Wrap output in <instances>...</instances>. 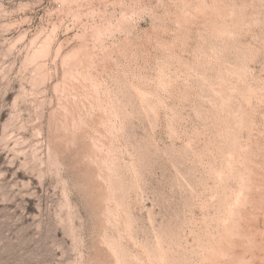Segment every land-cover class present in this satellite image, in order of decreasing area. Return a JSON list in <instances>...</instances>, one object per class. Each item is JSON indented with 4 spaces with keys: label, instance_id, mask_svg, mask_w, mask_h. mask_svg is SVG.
Listing matches in <instances>:
<instances>
[{
    "label": "rangeland",
    "instance_id": "374dc122",
    "mask_svg": "<svg viewBox=\"0 0 264 264\" xmlns=\"http://www.w3.org/2000/svg\"><path fill=\"white\" fill-rule=\"evenodd\" d=\"M0 264H264V0H0Z\"/></svg>",
    "mask_w": 264,
    "mask_h": 264
}]
</instances>
